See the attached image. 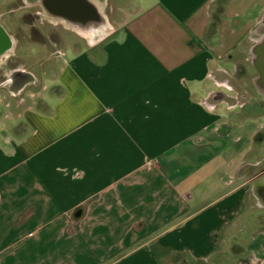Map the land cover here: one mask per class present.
<instances>
[{
	"label": "crops",
	"instance_id": "1",
	"mask_svg": "<svg viewBox=\"0 0 264 264\" xmlns=\"http://www.w3.org/2000/svg\"><path fill=\"white\" fill-rule=\"evenodd\" d=\"M127 1L0 86V264H264V0Z\"/></svg>",
	"mask_w": 264,
	"mask_h": 264
},
{
	"label": "flooded vegetation",
	"instance_id": "2",
	"mask_svg": "<svg viewBox=\"0 0 264 264\" xmlns=\"http://www.w3.org/2000/svg\"><path fill=\"white\" fill-rule=\"evenodd\" d=\"M3 9L17 12L20 27L26 32L18 26L15 31H8L12 27ZM101 16L100 0H0V86L17 95L38 84L37 79L24 71V61L16 53L22 40L38 44L55 55L56 48L62 45L60 32L71 33L79 40H98L102 34ZM6 34L15 41L14 55L7 59L10 42Z\"/></svg>",
	"mask_w": 264,
	"mask_h": 264
},
{
	"label": "rangeland",
	"instance_id": "3",
	"mask_svg": "<svg viewBox=\"0 0 264 264\" xmlns=\"http://www.w3.org/2000/svg\"><path fill=\"white\" fill-rule=\"evenodd\" d=\"M131 2V0H129ZM107 21H108V25H110V27L115 26L119 23L120 21V10L123 9L124 7H128L129 2L127 0H108L107 1ZM5 10V19L7 20L8 24L12 27L11 30L7 29L8 31H15V29H17V26L19 28H21L20 30H22V32H26V29L23 27H20V23H19V15L17 12H12V13H8V11L6 9ZM113 10V11H112ZM6 26V25H5ZM78 38L71 34L68 33L65 41H76ZM16 53L23 57H27L29 56L30 58L27 60L26 58V67L27 69H32L34 71V74L38 75L39 81L38 84L36 86H30L28 88H26V93L30 92V91H37V89L40 88V86L42 85H47L50 86L52 85L53 79L50 76L47 75H43L42 77H40V75H42V68H49V65H51L54 61H52V57L49 54L48 50L39 46L38 44H34L32 42H29L27 40H22L21 43H19L17 49H16ZM24 59V58H23ZM24 61V60H23ZM40 62L41 63V67H40ZM33 65L34 68H31V66ZM41 78V79H40ZM24 92V93H25ZM4 95H6L7 99H10V101L12 100L7 94H5L4 92H2ZM44 93V92H43ZM48 93V91L46 92ZM5 108L3 104H0V123H2L3 121H12V118L9 119H5ZM255 124L257 123H261L264 122V115L263 116H259L257 118H254ZM6 123V122H5ZM1 126V125H0ZM234 256V255H233ZM221 260V259H220ZM227 261L225 262H221V263H225L226 264ZM238 261H234L231 260L230 263L232 264H236ZM219 263V264H221Z\"/></svg>",
	"mask_w": 264,
	"mask_h": 264
},
{
	"label": "water",
	"instance_id": "4",
	"mask_svg": "<svg viewBox=\"0 0 264 264\" xmlns=\"http://www.w3.org/2000/svg\"><path fill=\"white\" fill-rule=\"evenodd\" d=\"M107 1L108 0H100V13L102 14V34L99 36L98 40L103 39L111 31L110 25H108L107 21ZM254 35L256 36V40L251 45L249 49V60L251 66L256 71V75L252 79V84L256 90L257 96L260 98L263 106H264V18L261 22L255 27L253 31ZM6 37L9 39L10 45L7 55L5 56L6 59L14 55L15 50V41L11 38V36L6 34ZM96 41L94 43H96ZM93 44V43H90ZM27 74H29L33 79L36 80L34 74L29 71L24 70ZM82 210H78L75 213V216L78 218L80 217Z\"/></svg>",
	"mask_w": 264,
	"mask_h": 264
},
{
	"label": "trees",
	"instance_id": "5",
	"mask_svg": "<svg viewBox=\"0 0 264 264\" xmlns=\"http://www.w3.org/2000/svg\"><path fill=\"white\" fill-rule=\"evenodd\" d=\"M222 1H225V0H222ZM220 11H221V8H218V10H216V13H215L214 16H213V20H214L215 23L217 22L218 15H219V12H220ZM215 23H212V26H213Z\"/></svg>",
	"mask_w": 264,
	"mask_h": 264
}]
</instances>
